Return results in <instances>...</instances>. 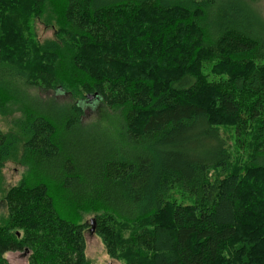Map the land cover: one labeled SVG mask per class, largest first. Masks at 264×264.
I'll use <instances>...</instances> for the list:
<instances>
[{"label":"trees","instance_id":"obj_1","mask_svg":"<svg viewBox=\"0 0 264 264\" xmlns=\"http://www.w3.org/2000/svg\"><path fill=\"white\" fill-rule=\"evenodd\" d=\"M46 10L56 39L41 42L32 20ZM0 11V111L16 104L27 136L0 130V180L21 142L26 168L5 196L0 264L9 251L29 264H96L89 228L127 264H264L261 187L209 176L232 167L222 124L250 114L264 133V20L248 2L14 0ZM96 101L110 114L86 123ZM261 142L248 171L263 185ZM175 187L192 202L170 199Z\"/></svg>","mask_w":264,"mask_h":264},{"label":"rangeland","instance_id":"obj_2","mask_svg":"<svg viewBox=\"0 0 264 264\" xmlns=\"http://www.w3.org/2000/svg\"><path fill=\"white\" fill-rule=\"evenodd\" d=\"M14 0H0V9L6 8V6ZM250 4L252 9L256 12L257 16L264 20V0H244ZM20 8L22 6L19 5ZM43 14V19L33 18L32 27L35 31L37 38L44 42L49 39H56L55 32L56 28L50 24H47L48 19L52 14L50 12ZM1 12V11H0ZM5 19L6 16L0 13ZM8 60L10 62H16V52L10 50ZM28 62V61H27ZM26 62V63H27ZM37 61H31L28 63L26 68L28 71H32L37 66ZM0 65V71L2 70ZM8 66H5L4 69L8 70ZM5 70V71H7ZM17 70H14L13 73H16ZM15 75V74H13ZM21 77H24L21 75ZM212 78V77H210ZM14 82V80H12ZM18 81V80H17ZM16 81V82H17ZM24 83V80H22ZM18 82L23 89L29 93L32 97H37L43 100H55L60 104H66L72 102L70 95L65 94L63 91H45L37 87H28ZM17 84V83H16ZM21 87V88H22ZM264 97V96H263ZM247 103H253V99L250 96L244 97ZM85 122H92L98 119L107 118L110 114L108 109H106L104 103L102 102H88L85 104ZM264 114V111H263ZM243 124L232 125V124H222L220 126L221 133L224 135L227 140V150L230 156V161L232 167L228 171H221L220 169H213L210 171L209 176L212 180L223 177L224 175L236 172L239 175H242V178L245 176L247 183L255 184L256 186L261 187V191L257 190L254 193H259L264 195V184L262 182H256L253 174H250L248 169L251 166V161L253 157V151L257 145L264 141V133L260 134L259 128L260 123L258 118H250V114H243ZM24 122L23 115L19 110V107L16 104H11V106L6 107V111H0V130L3 133H14L20 136V138H27L24 135L22 124ZM22 154V142L18 146V152L11 156L5 163V167L1 172L0 180V224H2L8 217V206L6 203V194L7 192L18 185L24 176L26 168L22 165L20 157ZM260 179L263 177L260 175ZM252 180V181H251ZM264 183V181H263ZM250 186V185H249ZM252 191V190H251ZM169 198L181 202L184 204H189L192 202V199L185 195L179 188L175 187L170 190ZM90 229V228H89ZM85 232L86 238V256L90 262L96 264H127V261L124 258L114 259L111 258L106 252V248L102 242V239L94 232L90 230ZM132 255V253H131ZM134 255V254H133ZM4 258L10 264H29V253L25 251H9L5 253Z\"/></svg>","mask_w":264,"mask_h":264},{"label":"water","instance_id":"obj_3","mask_svg":"<svg viewBox=\"0 0 264 264\" xmlns=\"http://www.w3.org/2000/svg\"><path fill=\"white\" fill-rule=\"evenodd\" d=\"M90 97V96H89ZM92 232H93V230H92Z\"/></svg>","mask_w":264,"mask_h":264},{"label":"bare ground","instance_id":"obj_4","mask_svg":"<svg viewBox=\"0 0 264 264\" xmlns=\"http://www.w3.org/2000/svg\"><path fill=\"white\" fill-rule=\"evenodd\" d=\"M141 253V252H140Z\"/></svg>","mask_w":264,"mask_h":264}]
</instances>
